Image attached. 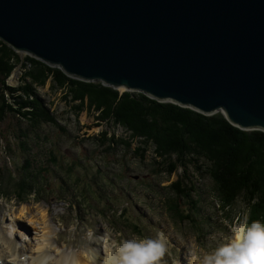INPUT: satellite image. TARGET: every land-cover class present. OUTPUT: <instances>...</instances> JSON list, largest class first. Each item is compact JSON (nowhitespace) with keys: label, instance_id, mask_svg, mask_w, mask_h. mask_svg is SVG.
<instances>
[{"label":"rangeland","instance_id":"rangeland-1","mask_svg":"<svg viewBox=\"0 0 264 264\" xmlns=\"http://www.w3.org/2000/svg\"><path fill=\"white\" fill-rule=\"evenodd\" d=\"M19 54L22 59L27 56L25 51ZM25 75L20 62L7 80L13 86L21 79L30 81L58 122L32 126L10 113L0 123V231L14 233L10 238L23 250L14 261L0 255V262L31 264L27 258L44 232L42 216L50 222L56 249L84 256L91 247L102 246L103 251L106 236L160 238L167 249L161 264H200L205 255L233 238V224L245 219L249 224L264 222L242 197L236 202L220 197L217 183L207 173L190 169L192 179L181 182L184 168L168 174L153 145L148 144L142 157L136 149L144 143L132 140L126 129L102 122L91 109L78 112L77 102L66 98V90L51 78L39 86ZM35 176L41 188L37 195L31 188ZM16 180L25 181L29 198L19 196ZM180 186L194 201L176 197ZM174 201L189 218L174 216L176 210L170 207ZM49 250L52 259L57 251Z\"/></svg>","mask_w":264,"mask_h":264},{"label":"water","instance_id":"water-1","mask_svg":"<svg viewBox=\"0 0 264 264\" xmlns=\"http://www.w3.org/2000/svg\"><path fill=\"white\" fill-rule=\"evenodd\" d=\"M0 39L71 76L264 129V0H0Z\"/></svg>","mask_w":264,"mask_h":264},{"label":"trees","instance_id":"trees-1","mask_svg":"<svg viewBox=\"0 0 264 264\" xmlns=\"http://www.w3.org/2000/svg\"><path fill=\"white\" fill-rule=\"evenodd\" d=\"M20 62L26 68L25 78H31L35 85L44 86L51 78L57 87L66 90V98L77 102L75 107L78 112L91 109L97 112V118L102 122L120 125L130 133L132 140L144 143L136 149L142 157L148 144L153 145L157 156L162 158V169L168 174L182 166L185 171L181 182L186 183V180L192 179L188 173L190 169L200 175L207 173L217 183L218 195L226 202H236L242 197L249 209L254 208L264 219L263 130H244L234 125L222 112L207 115L174 102H161L142 92H122L100 81L71 77L60 67H52L30 55L22 59L15 49L1 40L0 123L10 113L21 116L32 126L58 122L55 113L46 106L37 89L29 84L30 81L21 79L18 86L8 82V76ZM103 135L108 138L106 132ZM108 139L117 144L115 139ZM13 184L19 185L20 197L29 198V188L24 180L21 183L16 180ZM175 185L173 183L172 186ZM31 188L36 190V195L41 189L36 176ZM178 194V198H187L184 186ZM187 199L194 201L193 198ZM170 207L176 210L174 216L178 219L189 218L183 216L178 202H172Z\"/></svg>","mask_w":264,"mask_h":264},{"label":"clouds","instance_id":"clouds-1","mask_svg":"<svg viewBox=\"0 0 264 264\" xmlns=\"http://www.w3.org/2000/svg\"><path fill=\"white\" fill-rule=\"evenodd\" d=\"M233 238L205 255L200 264H264V222L245 219L231 226ZM102 264H161L167 251L160 238H103Z\"/></svg>","mask_w":264,"mask_h":264},{"label":"bare ground","instance_id":"bare-ground-1","mask_svg":"<svg viewBox=\"0 0 264 264\" xmlns=\"http://www.w3.org/2000/svg\"><path fill=\"white\" fill-rule=\"evenodd\" d=\"M12 48L15 49L18 53H19V51H21V50L16 49L15 47H12ZM26 53H27L26 55H30V56H32L34 58L39 59L38 57H36V56H34V55H32V54H30L28 52H26ZM44 62L49 64L52 67H58V66H55V65H51L50 63H48L46 61H44ZM67 75H69V74H67ZM69 76H71V75H69ZM71 77L78 78V79H81V80H84V81H94V82L100 81L103 84H105L107 86H112L114 88H117V89L121 90L122 92H124V91L142 92V93H145V94L149 95L150 97H152V98H154L156 100H159L161 102H174V103H177V104H179L181 106H184V107H190V106L182 105V104H180V103H178L176 101H172L171 98L161 99V98H159V97H157V96H155V95H153V94H151L148 91H145L143 89H132V88L129 89V88H126L125 86H116V85L109 84V83L105 82L102 79L86 80V79H82V78H79V77H76V76H71ZM190 108H192L194 110H197V109H195L193 107H190ZM197 111L202 112L200 110H197ZM218 112L224 113L226 115V117L229 119L227 113L224 110H221V109L217 110L215 112H212V113H205V112H202V113L207 114V115H213V114L218 113ZM230 121L232 122V120H230ZM233 124L238 126V127H240L239 125H237L235 123H233ZM240 128H242L244 130L260 129V130L264 131V129H262V128H243V127H240ZM23 209L25 210L26 208H23ZM24 210H22L23 213H26ZM43 213L47 214V210L43 211ZM41 218L43 219L42 223L44 221V226L42 224V226L44 227V232L42 233V238L38 242L37 248L35 249V251H33L31 253V255L29 254L30 258L29 257L27 258L30 261L31 264H48V261L51 259V253H50V250H49L50 247L51 248H55V250L57 251V254L50 260L52 262V264H102L103 256H104L103 251H102V246H99V247H96V248L95 247H91L88 250L87 253H84V256H81V254L79 255V254H76V253H72L73 251L72 252H66L67 250L66 251H61L60 249H56V246L50 240L51 239V231H50V229L48 227L50 222H49V220H47L46 217L42 216ZM13 234L9 235V234L2 233L0 231V253H1L0 255L3 254L4 257L10 258V260L14 261L17 257H19V256H21L23 254V250L18 247V243H16L15 241H13L10 238V237L14 236ZM98 245H100V243Z\"/></svg>","mask_w":264,"mask_h":264}]
</instances>
